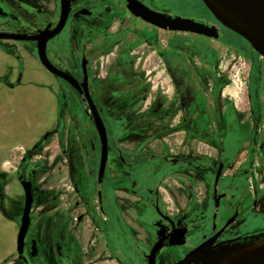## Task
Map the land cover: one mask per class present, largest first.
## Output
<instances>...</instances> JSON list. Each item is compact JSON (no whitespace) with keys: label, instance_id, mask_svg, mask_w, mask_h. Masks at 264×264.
<instances>
[{"label":"rangeland","instance_id":"rangeland-1","mask_svg":"<svg viewBox=\"0 0 264 264\" xmlns=\"http://www.w3.org/2000/svg\"><path fill=\"white\" fill-rule=\"evenodd\" d=\"M142 1L169 14L215 21L200 0ZM90 8H74L61 33L48 42L46 55L79 78L82 52L89 60V92L109 141L103 183L97 185L99 139L86 101L37 61H27L19 86L0 94V264H25L16 252L24 203L17 173L22 160L21 176L35 170L26 237L28 245L34 240L39 248L34 264H146L158 236L147 189L157 192L158 208L171 218L181 210L198 213L187 198L190 186L196 204L206 197L196 168L164 159L216 158L222 143L234 153L236 119L249 128L248 112L264 111V57L239 35L221 28V38L214 40L159 30L134 18L124 0H105L99 17L86 18ZM1 24L0 32L8 31ZM0 44L37 58L32 43ZM53 85L57 100L49 91ZM223 116L230 128L221 131ZM176 122L178 130L172 131ZM191 178L199 183L192 187ZM186 250H165L158 264H169Z\"/></svg>","mask_w":264,"mask_h":264},{"label":"flooded vegetation","instance_id":"flooded-vegetation-1","mask_svg":"<svg viewBox=\"0 0 264 264\" xmlns=\"http://www.w3.org/2000/svg\"><path fill=\"white\" fill-rule=\"evenodd\" d=\"M139 1L149 8L159 11L149 6L146 2L142 0ZM104 3L105 0H70V12L68 15V19L71 12L76 6H84L85 4L91 7L87 11V15H85L86 18H92L94 16L99 17L102 15V13L99 14L97 11L100 5ZM124 4L126 8V0H124ZM49 7H52V9H50ZM0 12V20H2L1 25L8 30L5 31L6 33L35 34L38 30L43 29L48 24H50L51 27H54L56 25L60 12V0H0ZM166 14L175 15L169 13ZM40 18H42V20ZM136 19L139 20L138 18ZM204 22L216 26L221 38V28L224 27L219 22H217V20H215L214 22ZM147 25L156 28L150 24ZM16 42H29L36 47L35 42ZM48 42H50V40ZM83 56L87 59L84 52H82L81 58ZM88 63L89 60L87 59V65ZM171 63L172 65L174 64L172 61ZM165 69L167 70V68ZM63 70H68L71 72V70L67 68ZM74 77L79 83H81L82 73L81 78L77 77L76 75ZM78 95L84 98L83 95H80L79 93ZM262 102L264 103V95L262 98ZM236 118H239V115H237ZM248 119H251V123L253 125L249 126V128L242 127L241 123L243 122L239 119H236L235 124L233 123L234 126L232 127L233 130H236V139L239 142L237 144V147L233 150L234 153H231V151L229 150L230 146L228 147L227 144L222 143L219 148L216 149V158L215 156L203 158L198 155L186 154L175 155L172 158L164 159L165 162H169L172 166L185 165L187 166V168H191V170H194L193 168H196V171L202 174L201 178L203 184L205 185L206 197L203 204H196V201L192 198V191L194 188H191L190 186V188L186 189V192L188 193L187 198L191 197V207L193 209H197L198 213L194 216H189L184 213V210H181L174 218H171L158 208L157 192H152L149 188L147 189L150 199V206L157 215V218L153 221L152 226L158 233V236L152 243V246L161 236L171 233L173 234L177 229H185L183 239L184 244L172 247L164 246L156 258V264H158L159 258L165 250L187 248V250L181 255L180 253L177 255L175 261L169 263L172 264L182 259L186 253L199 247L203 242L211 238H214L212 241V246H216V248H218V246H225L228 243L230 245L235 243H247L255 240L256 238H261L264 236V111H261L260 113L256 111H249ZM221 121V126L218 127L219 130L222 131V129L226 130L230 128L227 125L226 116H223V118H221ZM177 125L178 122L174 123L171 126V130H178ZM259 125L261 126L259 127ZM189 128L190 126H188V123H186L185 127L181 129V132L186 135L188 134L187 129ZM190 139L192 140V138ZM136 156L131 155L132 158ZM134 160L141 161V158H133L132 161ZM119 161L123 165L130 164L129 161L123 158H119ZM203 162H205L206 164L205 166H203V168H200L199 165ZM106 165L104 174L106 172ZM22 168L23 160L19 164L17 170L18 179L21 177L28 180L31 177L33 187L35 170L33 168L28 169L26 177H23L19 174ZM103 179L101 184L103 183ZM195 181L196 180L194 178H191V180H189L188 182L191 183L193 187L194 184L199 183ZM101 184L97 183L98 186H100ZM99 194L100 193L98 192V202L100 203L101 199ZM99 209L103 210V207H100ZM77 221H82V217H79ZM197 221H201L202 225L196 223ZM202 230L204 232L200 234L199 232ZM33 242L34 240H31L30 245H28L25 240L24 259L18 257L25 264H34L40 258L37 242L36 244H33ZM201 249H207V246H203L201 247ZM55 251L56 256L58 258H61V247L56 246ZM27 252H29L30 255L27 256Z\"/></svg>","mask_w":264,"mask_h":264},{"label":"water","instance_id":"water-1","mask_svg":"<svg viewBox=\"0 0 264 264\" xmlns=\"http://www.w3.org/2000/svg\"><path fill=\"white\" fill-rule=\"evenodd\" d=\"M201 1L217 22H219L224 28L242 37L253 50L264 57V0H219L227 11L226 19H224L214 8L210 7L206 0ZM126 8L134 17L158 29L170 32L192 33L211 39L220 38L219 31L214 25L192 18H184L178 15L162 13L149 8L139 0H126ZM69 12L70 0H60L59 18L54 27H51V25L48 24L43 29L38 30L35 34L0 32V40L35 42L36 55L41 66L48 73L65 81L80 95H83L99 139L97 183L101 184L108 158V137L103 120L89 94L86 69L87 59L84 56L81 58L80 68L82 81L79 83L70 71L54 66L46 55L47 42L61 33L67 22ZM232 16H236L244 23L243 29L236 28L232 25ZM250 28L253 29L255 35L250 33ZM19 179L24 192V203L20 225L16 235V252L19 258L24 259L25 240L32 222V178L30 177L26 180L20 177ZM184 233L185 229L183 228L175 230V233L173 234L171 233L161 236L145 256L146 264H156V258L164 246L172 247L184 244ZM261 238H256L253 241L239 244L247 246L253 242L261 240ZM213 239L214 238H211L203 242L199 247L189 251L182 259L172 264H212L217 255L226 253L232 248L233 244L230 245L229 243L225 246H218V248H216V246H212ZM203 246H207V249H201ZM227 264H264V248L254 251L242 259L234 260Z\"/></svg>","mask_w":264,"mask_h":264},{"label":"crops","instance_id":"crops-1","mask_svg":"<svg viewBox=\"0 0 264 264\" xmlns=\"http://www.w3.org/2000/svg\"><path fill=\"white\" fill-rule=\"evenodd\" d=\"M27 61L29 63L31 61H37V63H39L36 57H34L31 53L27 52V50L23 48H13L0 44V69L1 67H3L2 69H4L0 71V94H10L9 92L13 91L15 87L19 86L21 77L25 72L24 63H27ZM39 65L41 66L40 63ZM57 87V85H53L52 89L49 90L52 93V97H56V100L58 97ZM54 110L56 111V106ZM53 120L55 121V119Z\"/></svg>","mask_w":264,"mask_h":264},{"label":"bare ground","instance_id":"bare-ground-1","mask_svg":"<svg viewBox=\"0 0 264 264\" xmlns=\"http://www.w3.org/2000/svg\"><path fill=\"white\" fill-rule=\"evenodd\" d=\"M206 2L210 7L214 8L224 19L227 18V11L219 2V0H206ZM231 23L236 28H244V23L236 16H232ZM250 33L252 35H255V32L252 28H250ZM262 248H264V236L261 238V240L253 242L252 244L247 246H242L239 243H235L232 245V248L228 252L217 255L212 264H227L234 260L242 259L250 255L252 252L260 250Z\"/></svg>","mask_w":264,"mask_h":264},{"label":"trees","instance_id":"trees-1","mask_svg":"<svg viewBox=\"0 0 264 264\" xmlns=\"http://www.w3.org/2000/svg\"><path fill=\"white\" fill-rule=\"evenodd\" d=\"M200 2L202 3V1L200 0ZM203 4V3H202Z\"/></svg>","mask_w":264,"mask_h":264}]
</instances>
